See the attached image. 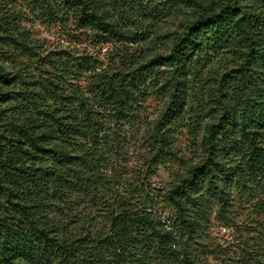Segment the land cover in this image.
I'll return each mask as SVG.
<instances>
[{
  "label": "trees",
  "instance_id": "1",
  "mask_svg": "<svg viewBox=\"0 0 264 264\" xmlns=\"http://www.w3.org/2000/svg\"><path fill=\"white\" fill-rule=\"evenodd\" d=\"M185 1L150 59L129 53L108 71L56 50L19 89L0 65V264H264V0ZM137 3L38 0L95 41H137L118 18L153 17L159 2ZM76 73L84 92L62 86ZM152 92L167 102L148 134L151 173L165 162L162 129L187 118L203 131L201 158L163 189L119 169ZM213 221L226 237L214 240Z\"/></svg>",
  "mask_w": 264,
  "mask_h": 264
},
{
  "label": "rangeland",
  "instance_id": "2",
  "mask_svg": "<svg viewBox=\"0 0 264 264\" xmlns=\"http://www.w3.org/2000/svg\"><path fill=\"white\" fill-rule=\"evenodd\" d=\"M138 1H142L138 7L145 6L146 10L154 2H159V5L152 11L156 13L153 17L137 16L136 21L118 18L125 34L136 36L137 41L133 42L117 40L112 36L95 41L91 36L78 34L71 21H54L56 15L53 11H47L45 4L39 6L38 0H0V65L13 77L10 88H24L27 85L23 84L22 80L40 78L41 74L47 75L41 71L50 70L43 60L56 50H69L74 55L90 54L98 60V69L108 71L122 66L129 53L138 60L165 53L170 45L167 34L180 26L185 16L183 12L189 10V7L184 5H189L190 1L125 0L126 3H131L130 5H137ZM202 1L208 3L211 0ZM129 10L131 11L130 8ZM85 76L76 73L74 78L67 79L69 83L65 82L62 86L84 92L87 86ZM166 102L167 97L159 92H152L143 98L137 130L128 136L124 157L119 161L122 173L130 177L145 174L148 180L147 188L163 189L171 178V171L182 170L184 165L196 162L202 155L200 141L203 131L200 129L196 134L192 120L184 118L174 128L162 129V132L169 136L167 145L163 148L166 150L165 162L154 169V173L147 169V163L154 152L148 145V134L157 124ZM7 106V103H4L2 108ZM83 210L87 212L88 208ZM162 214V217L166 218L169 208H164ZM246 221L249 220L243 223L248 224ZM210 232L214 240H217L226 237L229 229L224 230L219 227L218 222L213 221Z\"/></svg>",
  "mask_w": 264,
  "mask_h": 264
}]
</instances>
